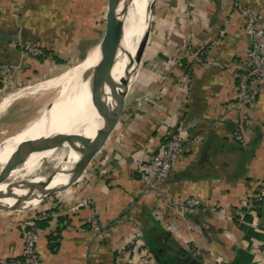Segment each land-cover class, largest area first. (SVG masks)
Here are the masks:
<instances>
[{
    "label": "crops",
    "instance_id": "1",
    "mask_svg": "<svg viewBox=\"0 0 264 264\" xmlns=\"http://www.w3.org/2000/svg\"><path fill=\"white\" fill-rule=\"evenodd\" d=\"M234 3L258 12L264 29V0H156L138 89L129 85L114 128L85 169L90 178L82 175L75 183L82 181L80 187L57 192L60 209L40 202L28 207L45 214L36 223L41 264H129L136 232L145 246L154 242L183 264H194L187 251L202 264H264V205L258 207L255 198L264 185V85L251 87V102L235 97L231 68L251 41ZM63 5L83 2L0 0V62L2 53L18 56L23 44L48 50L62 41L54 27L64 20ZM33 61L24 67L38 64ZM1 79L0 72V120L14 100L1 97ZM181 127L202 140L185 143L167 180L149 191L148 175L137 167ZM239 127L249 131L243 143L232 139ZM167 196L196 197L201 204L182 214L167 205ZM14 211H0V258L21 252L17 218L26 214ZM91 217L99 221L100 234L91 230Z\"/></svg>",
    "mask_w": 264,
    "mask_h": 264
},
{
    "label": "rangeland",
    "instance_id": "2",
    "mask_svg": "<svg viewBox=\"0 0 264 264\" xmlns=\"http://www.w3.org/2000/svg\"><path fill=\"white\" fill-rule=\"evenodd\" d=\"M82 2L83 6L81 7L60 6L62 10L64 9V13H62L65 14L63 15L64 20L57 22L54 29H58V33L56 32L55 34H61L63 40L57 41L55 45L47 48L49 55L43 61L39 62L37 60L38 64L30 62L32 65L24 67L25 61L36 60L34 58L35 49H46L43 48L42 44H23L19 46V55L14 59H10V55L2 53L5 59L0 62V72L2 73L1 97H11L14 100L8 106L5 118L0 120V142L28 131L50 109L52 102L60 92L59 86L47 87L42 85L50 83L67 69L83 61L88 53L101 42L105 30L107 0H82ZM155 2L156 0L149 1L150 20L147 47L152 42L155 30L152 22ZM52 57H57L56 59L60 62H55ZM138 67L139 72L144 70V65L140 64ZM134 76L130 84L131 91L138 89L140 82L138 79L135 80ZM133 93L135 99H138L141 94L140 92ZM135 104H130V106H136ZM42 169H44V172H41V174L48 175L54 170V167L46 165L45 161ZM83 175L88 179L90 178L87 170ZM1 182L6 183L7 181L3 179ZM82 184L83 182L81 181L78 182V186L76 184L75 186L72 185L73 189L80 187ZM262 186L264 185L260 184V190ZM60 203L61 194L59 193L52 194L40 201L42 208H46L45 205L49 204L52 205L50 207L56 210L62 208ZM23 213L26 214L24 217L20 218V216H17V224L19 223L20 227L31 221L33 217L45 215L40 209L36 208H22L14 211V215ZM187 254V258L191 259L194 264H202V261L193 255L191 251H187ZM207 264L219 263L213 260L212 263Z\"/></svg>",
    "mask_w": 264,
    "mask_h": 264
},
{
    "label": "water",
    "instance_id": "3",
    "mask_svg": "<svg viewBox=\"0 0 264 264\" xmlns=\"http://www.w3.org/2000/svg\"><path fill=\"white\" fill-rule=\"evenodd\" d=\"M123 3L124 0H107L105 16V30L99 43L100 57L95 65L89 81V101L91 113L88 120L95 127L94 135L86 137V125L73 133H56L42 138L35 145L32 155L49 152L53 149L66 147L77 156V160L54 169L48 175L40 172L42 160L31 175L15 185L4 186L0 189V211L19 210L21 205L34 200L42 201L54 193L62 191L75 184L85 172V169L103 147L107 136L112 131L123 107L124 97L131 83L135 67L141 64L149 36V23L134 59H131L127 49L123 46ZM119 53L130 57V67L122 78L113 83L112 70ZM11 161L24 162V157L18 151L9 156ZM40 181H35L37 178ZM55 180L65 183L49 187ZM3 185H0V188ZM13 201L12 205L7 203ZM179 264L178 261H176ZM164 264H168L164 261Z\"/></svg>",
    "mask_w": 264,
    "mask_h": 264
},
{
    "label": "bare ground",
    "instance_id": "4",
    "mask_svg": "<svg viewBox=\"0 0 264 264\" xmlns=\"http://www.w3.org/2000/svg\"><path fill=\"white\" fill-rule=\"evenodd\" d=\"M149 1L124 0L123 3V46L127 49L131 59H134L150 20ZM99 57V47L97 46L88 53L83 61L67 69L56 79L50 80V83L42 85L59 86V95L52 102L50 109L28 131L0 142V185H3L0 189L4 186L15 185L30 176V173L39 166L43 159L46 160V165H52L54 169L65 164L66 158L68 163L77 160V156L66 147L56 148L34 156L32 151L42 138L56 133H73L79 131L84 125H86L84 135L86 137L94 135L95 127L87 121L89 113L92 112L88 88L92 71ZM130 57L119 53L112 70L113 83L122 78L130 67ZM137 67H135L134 73ZM16 151L24 157V162L9 160V156ZM43 170L41 168L40 172H44ZM3 179L7 182H1ZM40 180L39 177L35 181ZM63 183H65L63 180H55L49 187ZM39 202L38 200L27 202L22 204L21 208L36 206ZM7 203L12 205L13 201L8 200Z\"/></svg>",
    "mask_w": 264,
    "mask_h": 264
},
{
    "label": "built area",
    "instance_id": "5",
    "mask_svg": "<svg viewBox=\"0 0 264 264\" xmlns=\"http://www.w3.org/2000/svg\"><path fill=\"white\" fill-rule=\"evenodd\" d=\"M238 12L245 17L247 33L251 41L245 57L237 65L231 68L233 79L237 81L235 88V97L241 104L251 102L253 94L251 87L254 84L264 85V29L260 25V14L251 9L243 8L239 3H234ZM34 56L42 55V50L35 49ZM247 128L239 127L232 135V139L238 143H243L244 138L248 135ZM202 140L201 135H189L184 132V128L175 129L168 133L165 139L157 145L156 149L145 158L143 163L137 167V170H143L148 175V190L155 191L157 185L165 182L170 174L171 169L178 162L179 158L185 151V143H194ZM258 203L264 201V186L255 197ZM168 206H172L174 211L182 214L191 213L200 207L201 201L196 197H187L184 199L174 200L170 197H164ZM42 219V216L33 217L31 221L20 227L22 237V248L18 258L6 259L0 258V264H41L38 251L37 239L38 231L36 223ZM90 228L95 233H101V225L95 217H91ZM129 264H136V259H143L137 264H156L149 256L144 242L141 241V235L135 233L131 237ZM145 259V260H144ZM150 260V261H149Z\"/></svg>",
    "mask_w": 264,
    "mask_h": 264
},
{
    "label": "trees",
    "instance_id": "6",
    "mask_svg": "<svg viewBox=\"0 0 264 264\" xmlns=\"http://www.w3.org/2000/svg\"><path fill=\"white\" fill-rule=\"evenodd\" d=\"M48 55H49V52L47 50L43 49L42 55L35 56L34 58L36 60H38L39 62H41ZM56 58L57 57H52V59L55 62H57V63L60 62ZM138 69H139V67H138ZM138 69L135 73L134 79L135 80L138 79V81H140L141 77H142V73L144 72V70H142V72H139ZM256 203H257V205H259L258 207L264 205V201L261 203H258V202H256ZM146 246L148 248V251L151 252V254L153 255V259L157 264H164V261L167 262L168 264H177L174 259H171L170 257L167 256V254H165L162 250H160L159 245H156L154 242H147ZM179 264H183V263L179 262Z\"/></svg>",
    "mask_w": 264,
    "mask_h": 264
}]
</instances>
